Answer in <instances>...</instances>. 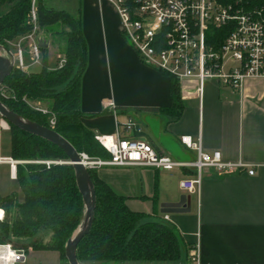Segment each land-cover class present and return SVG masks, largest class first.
<instances>
[{
  "label": "crops",
  "instance_id": "1",
  "mask_svg": "<svg viewBox=\"0 0 264 264\" xmlns=\"http://www.w3.org/2000/svg\"><path fill=\"white\" fill-rule=\"evenodd\" d=\"M60 3L58 9L72 14L81 8L88 55L80 109L88 116L83 123L96 136L116 131L129 136L124 125L133 119L155 150L175 160L197 159L195 152L180 143L181 136L190 135L201 136L204 152L220 151L224 161L246 166L228 175L204 169L202 187L199 194L192 195L189 214L163 215L160 205L178 200L184 192L180 182L192 174L190 170L178 169L174 174L173 170L143 167H102L96 170L98 176L128 197L132 210L163 215L192 246L191 251L199 247L200 264H264V79L248 80L242 92L216 80L202 85L179 82L183 110L173 121L170 113L151 111L172 105L170 78L144 64L124 40L113 4L107 0ZM56 33L41 29L39 34L42 56L46 57L43 66L49 69L56 68L64 48ZM40 103L47 109L51 104ZM250 169L255 170L254 175L248 173ZM156 191L155 207L146 197H153ZM191 251L189 258L178 264H196ZM28 253L27 261L20 264L61 263L56 251Z\"/></svg>",
  "mask_w": 264,
  "mask_h": 264
},
{
  "label": "trees",
  "instance_id": "2",
  "mask_svg": "<svg viewBox=\"0 0 264 264\" xmlns=\"http://www.w3.org/2000/svg\"><path fill=\"white\" fill-rule=\"evenodd\" d=\"M32 0H0V45L13 51L10 43L27 35L31 27L27 16ZM39 24L45 31L60 25L56 33L64 43L62 68L19 70L6 78L3 87L7 97L0 101L25 120L51 128L49 119L55 117L53 130L59 133L79 153L93 158L109 159V153L96 139L83 119L80 109L81 79L87 66V43L83 35L81 8L76 14L51 5V0H37ZM46 57L43 56V63ZM170 78L172 105L153 108L154 113L166 112L176 121L182 114L183 104L179 81ZM51 102L48 113L34 110L24 100ZM12 130V157L22 160L48 159L68 161L58 146L14 126ZM93 180L97 204L90 232L77 249L80 264H168L189 258L192 246L178 229L163 215L134 211L128 197L104 182L96 170H89ZM17 180L24 192V200L9 195L2 202L6 218L0 226V244L10 238L33 239L41 229L52 233L46 245L35 241L33 250L56 251L61 264H68L65 255L67 241L81 224L84 202L78 189L74 167L70 164L19 166ZM150 199L155 207L158 192Z\"/></svg>",
  "mask_w": 264,
  "mask_h": 264
},
{
  "label": "built area",
  "instance_id": "3",
  "mask_svg": "<svg viewBox=\"0 0 264 264\" xmlns=\"http://www.w3.org/2000/svg\"><path fill=\"white\" fill-rule=\"evenodd\" d=\"M116 8L120 18L121 34L147 66L179 82L195 81L200 85L206 80H216L235 91L242 92L251 79H264V0H107ZM27 24L31 31L10 43L13 48L14 68L32 70L43 66L39 42L37 0H32ZM66 63L58 55L56 68ZM55 68V69H56ZM201 89V87H200ZM8 92L0 86V97ZM30 107L41 113L48 109L41 103L24 99ZM51 129L55 117L49 119ZM11 125L0 113L1 133ZM125 136L116 131L113 135L96 136L109 153V159L93 158L79 153L82 164L88 170L102 167H143L172 171L185 169L192 172L180 182L186 194H199L204 169L216 170L220 175L234 174L245 169L241 163L224 161L220 151L212 154L203 150L201 136L180 137V143L197 154L195 161H179L153 148L143 136V128L133 119L124 125ZM68 161L35 159L22 160L0 155V168L10 166L13 178L23 165L67 164ZM255 174L254 169L248 171ZM1 182V178H0ZM5 208L0 201V226L5 219ZM27 252L15 249L10 243L0 244V264H20L27 261ZM191 257L200 264L199 247L191 251Z\"/></svg>",
  "mask_w": 264,
  "mask_h": 264
},
{
  "label": "water",
  "instance_id": "4",
  "mask_svg": "<svg viewBox=\"0 0 264 264\" xmlns=\"http://www.w3.org/2000/svg\"><path fill=\"white\" fill-rule=\"evenodd\" d=\"M40 46L43 47V44ZM0 86L4 84L6 78L13 72V55L10 51L0 45ZM0 113L5 117L11 126H14L28 134L40 137L65 152L68 163L74 167L78 189L84 202V214L80 226L73 236L67 241L65 255L68 264H80L77 258V249L82 239L90 232L97 204L96 192L89 170L82 164L79 152L73 145L62 137L55 130L39 125L35 122L25 120L18 114L11 111L0 101ZM192 206V195L181 194L177 201L163 202L160 205V212L163 215L189 214Z\"/></svg>",
  "mask_w": 264,
  "mask_h": 264
},
{
  "label": "rangeland",
  "instance_id": "5",
  "mask_svg": "<svg viewBox=\"0 0 264 264\" xmlns=\"http://www.w3.org/2000/svg\"><path fill=\"white\" fill-rule=\"evenodd\" d=\"M67 1V0H66ZM53 7L59 8L61 3L60 0H53L52 2ZM60 25L52 26L51 29L54 31L60 30ZM42 29V28H41ZM60 42V39L58 40ZM62 42V41H61ZM51 56H54V54L51 51ZM55 61V59L53 60ZM34 69H39V67H35ZM33 102V101H31ZM37 103V102H34ZM40 103V102H39ZM0 155L4 157H8L12 155V130L11 128L9 130H3L1 133V151ZM32 160V159H31ZM35 160V159H33ZM51 160V159H50ZM25 166V165H23ZM178 169L173 170L172 172L174 174H177ZM0 199H4L5 197L9 195H15L18 196L19 199L22 201L24 200V192L21 188V185L17 178H13L12 171L9 165L4 164L0 168ZM184 194V192L182 193ZM6 218V215H5ZM5 220V219H4ZM52 233L46 229H41L39 233L35 236L33 239H16V238H10L7 243H10L15 249H22L25 250L27 253L30 252L32 249L33 243L39 240H43V242L48 245L51 241ZM37 251V250H36ZM29 253L27 254V256ZM186 256L183 253L182 261L185 260ZM37 259L34 257V261L36 262ZM175 264L180 263V261L174 262ZM61 264V263H60Z\"/></svg>",
  "mask_w": 264,
  "mask_h": 264
}]
</instances>
